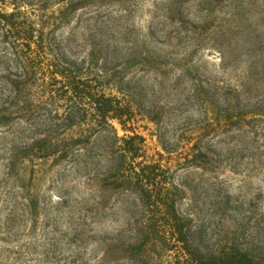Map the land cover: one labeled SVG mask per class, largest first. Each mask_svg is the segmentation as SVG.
Wrapping results in <instances>:
<instances>
[{"label": "rangeland", "instance_id": "rangeland-1", "mask_svg": "<svg viewBox=\"0 0 264 264\" xmlns=\"http://www.w3.org/2000/svg\"><path fill=\"white\" fill-rule=\"evenodd\" d=\"M0 10L19 11L48 56L130 115L113 127L91 109L67 120L61 83L21 64L0 24V264H186L121 178L119 144L134 133L167 169L197 255L264 260V0H0Z\"/></svg>", "mask_w": 264, "mask_h": 264}, {"label": "trees", "instance_id": "trees-1", "mask_svg": "<svg viewBox=\"0 0 264 264\" xmlns=\"http://www.w3.org/2000/svg\"><path fill=\"white\" fill-rule=\"evenodd\" d=\"M0 24L5 30L6 37L11 38L10 44L20 58L21 64L37 62L42 67L45 78L61 83L57 90H62L71 100L67 120H71L81 109H91L98 125L112 126L109 123L110 119H118L121 123L130 120L128 109L120 99L99 93L89 80L80 75V72L48 56L43 37L36 34L35 28L26 18L20 17L19 11L0 10ZM14 82L18 85V80L11 81L12 84ZM122 139L123 143L119 144V157L124 169L121 175L123 182L134 187L145 207L160 216L166 234L177 242L176 246L180 251L185 252L186 264H264V260H256L239 252L211 256L205 260L197 255L184 233L173 190L167 185L169 178L167 169L157 161L148 160L146 152L143 151L145 138L141 134L134 133ZM139 157L142 159L138 160Z\"/></svg>", "mask_w": 264, "mask_h": 264}]
</instances>
